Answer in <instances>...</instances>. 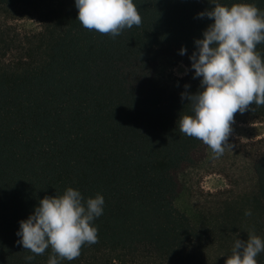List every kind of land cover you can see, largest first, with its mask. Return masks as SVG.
<instances>
[{
    "label": "trees",
    "instance_id": "obj_1",
    "mask_svg": "<svg viewBox=\"0 0 264 264\" xmlns=\"http://www.w3.org/2000/svg\"><path fill=\"white\" fill-rule=\"evenodd\" d=\"M43 3L0 0V264H27L33 254L16 243L18 222L68 187L100 193L105 204L97 242L60 264H225L236 237L264 239V151L253 163L254 194L226 203L213 221L194 223L176 207L177 173L203 143L179 131L187 99L151 76L162 57L191 68L194 40L213 23L197 13L212 3L264 11V0H133L142 22L115 38L82 27L75 7H53L40 32L15 37L6 21ZM257 51L264 59V43ZM246 115L264 121V105ZM51 252L31 264H47Z\"/></svg>",
    "mask_w": 264,
    "mask_h": 264
},
{
    "label": "clouds",
    "instance_id": "obj_2",
    "mask_svg": "<svg viewBox=\"0 0 264 264\" xmlns=\"http://www.w3.org/2000/svg\"><path fill=\"white\" fill-rule=\"evenodd\" d=\"M211 10L197 13L208 18L202 39L194 40L195 50L189 56L193 79L200 78L194 94L181 93L191 105V114L180 115L179 131L208 146L214 158L223 155L228 146L234 114L243 113L249 105H264V59L257 45L264 43V11L254 4L237 3L230 7L212 3ZM76 20L82 27L112 38L121 31L142 22L133 0H74ZM186 49L181 47L179 55ZM189 85H184L187 89ZM104 197H84L78 189L66 188L62 194L40 199L24 220L18 222L16 243L33 255L51 248L47 264L72 261L85 244L97 242L94 221L103 215ZM245 216L251 211L246 210ZM264 252V239L249 233L247 240L236 237L225 264H257Z\"/></svg>",
    "mask_w": 264,
    "mask_h": 264
},
{
    "label": "rangeland",
    "instance_id": "obj_3",
    "mask_svg": "<svg viewBox=\"0 0 264 264\" xmlns=\"http://www.w3.org/2000/svg\"><path fill=\"white\" fill-rule=\"evenodd\" d=\"M42 5L38 14L6 21L15 37L25 40L24 37L40 32L46 9L71 8L74 0H44ZM193 74L194 70L173 56L162 57L151 67L153 80L179 95L188 94L200 83ZM184 85L189 87L185 89ZM230 127L223 155L214 158L208 146L202 144L194 154L193 164L177 173L176 207L194 223L213 221L226 203L246 199L256 190L253 163L264 151V121H251L245 110L234 114Z\"/></svg>",
    "mask_w": 264,
    "mask_h": 264
}]
</instances>
